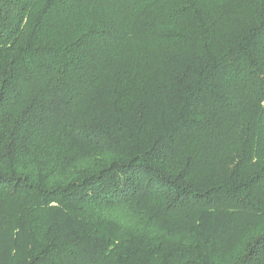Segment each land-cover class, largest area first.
<instances>
[{
	"label": "trees",
	"instance_id": "1",
	"mask_svg": "<svg viewBox=\"0 0 264 264\" xmlns=\"http://www.w3.org/2000/svg\"><path fill=\"white\" fill-rule=\"evenodd\" d=\"M0 264H264V0H0Z\"/></svg>",
	"mask_w": 264,
	"mask_h": 264
}]
</instances>
